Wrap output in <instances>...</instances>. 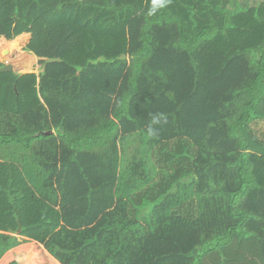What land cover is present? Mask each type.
<instances>
[{
    "label": "trees",
    "instance_id": "16d2710c",
    "mask_svg": "<svg viewBox=\"0 0 264 264\" xmlns=\"http://www.w3.org/2000/svg\"><path fill=\"white\" fill-rule=\"evenodd\" d=\"M23 33L0 264H264V0H0Z\"/></svg>",
    "mask_w": 264,
    "mask_h": 264
},
{
    "label": "rangeland",
    "instance_id": "374dc122",
    "mask_svg": "<svg viewBox=\"0 0 264 264\" xmlns=\"http://www.w3.org/2000/svg\"><path fill=\"white\" fill-rule=\"evenodd\" d=\"M27 37L28 36L26 34L22 36L20 43L16 47H11V40H4L0 44V62L11 63L17 73L31 71L36 73L39 72L37 67L38 58L30 52L23 50V47L27 42ZM19 38L21 37H18V39Z\"/></svg>",
    "mask_w": 264,
    "mask_h": 264
},
{
    "label": "crops",
    "instance_id": "0c3cea01",
    "mask_svg": "<svg viewBox=\"0 0 264 264\" xmlns=\"http://www.w3.org/2000/svg\"><path fill=\"white\" fill-rule=\"evenodd\" d=\"M25 34L28 36V37H27V40H26V41H28V39H29V35H28V33H23V34L17 36L16 39L10 41V43H11V47H16V46L20 43V40L22 39V36H24ZM18 37H21V38L18 39ZM4 40H5V41H8V40H6L5 38L1 37V38H0V44H1L2 41H4ZM26 43H27V42H26ZM33 55H34V54H33ZM34 56H35V55H34ZM35 57H36V56H35ZM3 64H4V63H3Z\"/></svg>",
    "mask_w": 264,
    "mask_h": 264
},
{
    "label": "water",
    "instance_id": "95a60500",
    "mask_svg": "<svg viewBox=\"0 0 264 264\" xmlns=\"http://www.w3.org/2000/svg\"><path fill=\"white\" fill-rule=\"evenodd\" d=\"M7 71H15L13 65L8 62L0 66V72H7ZM21 73H25V72H21Z\"/></svg>",
    "mask_w": 264,
    "mask_h": 264
}]
</instances>
